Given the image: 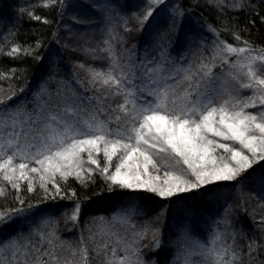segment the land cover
I'll use <instances>...</instances> for the list:
<instances>
[{
    "label": "rangeland",
    "instance_id": "rangeland-1",
    "mask_svg": "<svg viewBox=\"0 0 264 264\" xmlns=\"http://www.w3.org/2000/svg\"><path fill=\"white\" fill-rule=\"evenodd\" d=\"M72 3L76 7L64 10L54 47L48 51L47 60L50 62L48 69L23 94L16 96L18 100L13 102L14 106L8 102L10 95L0 91V130H2L0 131V163H3L8 155L13 156L8 169L0 170V195L12 185L4 178L5 172L15 168L14 178L19 177L18 165L22 162L28 164V168L25 169L27 175L40 180V173L30 172L32 167L40 166L24 148L26 142L23 139H13V135L9 134L14 122L17 127L23 125L26 119L23 113L34 116L36 114L34 109L38 106H43L45 109L42 119L47 118L48 123L40 127L49 129V144L54 143V139H59L62 125L58 124V120H71L82 128L90 125L89 130L93 134H96L97 126H103L107 129L106 139L112 140L128 135L134 136L131 129L133 126L138 127L139 122L133 117L146 105L153 107L159 105L162 114H181L192 107L199 108L207 97H211L213 106L218 109L224 106L229 114L243 111L245 114L256 115L257 122H261L260 114L264 112V103H262L264 92L260 91V88L264 86L248 89L243 85L264 79V61L252 59V57L264 56V53L229 52L226 48L227 44L221 42L217 32L204 20L184 10L178 1L166 0L165 4L156 7L158 14L155 15L153 22L167 23L168 13L179 6L186 14L184 24L190 26L192 33L183 44L174 46L175 52L171 51L173 35L165 31L167 25L161 28L157 25L153 30L149 28L140 52L132 55L129 54L130 47L127 51L124 49L129 56L126 58L128 61L123 63L124 66H121V54L124 50L117 49L118 56H110V52L114 49L112 45L116 46L128 36L126 31L139 35L141 28L143 30V27L148 25L147 23L143 26L139 25L137 17H143L146 9L151 6V0H111V3L120 6L118 8H108L109 0H72ZM129 4H140L143 10H139L138 13L124 12L122 9ZM13 7L14 5L10 3L8 8H0V45L8 35L14 20ZM158 32H164V35L157 36ZM158 40H162L165 44L163 52L156 43ZM59 46L68 51L72 71L76 70L79 76L76 77L71 71L64 73L65 66L61 60L64 54ZM111 55L115 53L111 52ZM146 58L147 62H145ZM120 68L125 70L123 74L119 71ZM249 71L255 72L256 76L249 77ZM206 72L209 75H205ZM118 75L129 76L130 86L119 89L111 79ZM137 76L140 78L137 79ZM179 76L180 79L176 81ZM105 79H109L108 84L103 83ZM151 81L156 83L149 86ZM165 84L167 88L162 87ZM52 117H57V120H53ZM23 126L27 127V125ZM32 127L35 129L37 125ZM213 139L241 148L246 155H249L237 142L223 141L219 137ZM10 141L11 147H9ZM124 142L135 143V140ZM101 148H103L102 142ZM141 148L146 149L151 157L148 175L160 177L161 186H163L162 181L167 178L165 173L175 176L184 175L188 171L182 158L175 156L170 149L167 152H160L159 146L157 149H151L143 144ZM121 154L122 150H119L113 155L111 162L106 160L103 151L94 153L93 157L99 162L100 168L107 164L111 173L119 163ZM215 155L217 158L223 155L228 159V154L223 149H217ZM80 156L82 176L93 172L99 173L97 165L90 163L86 152L81 153ZM142 161L143 157L140 158V162ZM89 169L91 172L88 171ZM185 178L190 177L185 176ZM20 179L18 182L21 181ZM53 179L57 181L65 178H61L57 173ZM237 187L233 191L232 199L229 200L228 216L232 217L242 205L250 209L253 232L259 235L261 244L264 245V223L260 222L264 218V194L259 195L248 186L242 189ZM129 192L134 194L137 191ZM223 192V190L213 192L216 194L214 196L216 202L228 197L226 192ZM141 208L138 200H128L124 205H117L109 217H88L89 221L85 218L84 225L79 227L82 231L77 234L78 236L74 232L78 226L77 215L73 220L74 214H68L62 220V227L56 230L54 227L57 224L54 220L57 211L54 208L34 207L16 212L13 214V222L8 227L0 229L2 258L10 257V246L18 244L29 259H32L33 254L40 255L47 251L49 255L42 257L47 264H63L67 260L68 264H75L80 251L82 256L87 255L90 258L88 261L80 259L78 262L81 264H111V254H107L111 248L115 249L114 263L120 264L129 257L133 248L142 254L144 260L146 258L144 251H149L153 247L154 240L162 230V223L156 219L161 214H155V219H150L153 221L146 227L142 226L140 212L144 208ZM164 212L166 213V210ZM136 215L140 217L136 219ZM208 215L210 216L206 219L205 215L200 219L191 217L194 223L181 220L182 225L181 228H177V236L168 243L172 244V250L179 253H176L179 257L175 258L174 263L179 264L182 261L184 264L228 263L230 254L227 253L226 246L217 245L223 234L218 225L221 218L213 214ZM224 216L227 217V214ZM71 223L72 228H68ZM194 232L202 234L196 237ZM204 236L209 238L200 243L196 241ZM77 240L81 242L80 245ZM33 245L40 250L39 253H35ZM73 251L78 256L74 257ZM117 251H122L124 256H119Z\"/></svg>",
    "mask_w": 264,
    "mask_h": 264
},
{
    "label": "trees",
    "instance_id": "trees-1",
    "mask_svg": "<svg viewBox=\"0 0 264 264\" xmlns=\"http://www.w3.org/2000/svg\"><path fill=\"white\" fill-rule=\"evenodd\" d=\"M176 1L180 3V6L184 10L204 20L217 32L219 39L224 44L231 45L237 49L243 48L244 51L264 53V0ZM10 3L14 5L15 13L13 14L14 20L9 29L10 31L0 45V91L10 95L8 102H11L9 104L14 106L13 102L18 100L16 96L23 94L48 69V65L50 64L47 60L49 58L48 51L54 47L55 36L61 27L65 8L62 4L58 3V0H12L10 2L8 0H0V8H8ZM53 4H56L55 8L52 6ZM122 10L124 12L127 11V13H138L139 10H143V7L140 4H129ZM156 11L157 9L154 11V18L158 14ZM29 13L39 15L42 19L46 18L49 22L42 23L37 21L31 18ZM154 18L147 23L148 25L143 27V30L139 33L140 36L126 31L128 36L116 46L112 45L114 49H111V52L112 54L115 53V55H111L110 52V56L117 57V49H125L127 51L129 47V50H131L129 54L133 55L136 52H140L142 43L148 36H145L148 29L151 28L153 30L157 25L159 28L167 25V23L158 22H155V24L153 22ZM178 27L180 28L178 33L175 29L169 31L173 35V47L171 51H175L176 47L174 46L183 44V41L185 42L186 38L192 33L190 32V26L186 24L182 26L178 25ZM134 36L137 38L136 40ZM13 47H18L20 51L10 57L8 53ZM125 50L121 54V66H124L123 63L128 61L126 58L129 55ZM61 51L64 54H62L63 57L61 59L63 66H65L63 68L64 73L66 74L67 71H71L76 77L79 76L76 70H74L75 72L72 71L73 68L69 61L68 51L64 48H61ZM119 71H122V74L125 72L121 68ZM117 77H121V79L129 78L127 75H118ZM178 78L180 79V76L176 78V81ZM81 81L83 82V80ZM260 174L261 172L258 171L255 175L259 176ZM28 177L29 179H20L21 181L18 182L17 188H13L10 185L6 188L4 194L0 195V213L13 215L21 208L24 210L34 207L54 208L57 211L54 220L55 224H57L54 227L56 230L62 227V220L68 214L78 216V223L76 222L78 226L74 231L77 235L82 231V228L80 230L79 227L84 225L85 218L89 221L88 217H109L115 211L117 205H124L128 200H138L140 206L144 208H141L142 212H140L142 215L141 219L145 220L140 221L142 226L146 227L149 222L153 221L150 219H155V214H161L156 219L162 223V230L156 239L159 238V241H162L163 247L156 253L150 251V249L149 251L145 250L144 255L146 258L144 260L152 257L156 261V264H176L174 261L179 257L177 256L179 253L172 250V244L168 243L177 236V228H181L182 225L181 220L194 223V219L192 218L191 220L193 216L200 219L205 215L206 219L210 216L208 214H213L221 218L218 225L223 234L221 235V239L218 240L217 245L226 246L227 253L230 254L228 256L230 260L226 264H252L253 260H256L257 264H260V261H264V245L261 244L262 240L259 238V235L253 232L250 209L242 205L237 208L232 217L228 216L229 200L232 199L233 191L236 190L237 186L238 189L248 186L250 190L259 193V195L264 194V186L256 183L252 178L244 179L241 177L240 181L237 180V183L230 182L217 185L214 192L223 190L228 197L223 198V201L218 199L219 201L216 202L215 200L217 199L214 198L216 194L193 192L176 195L172 198L160 197L157 194L142 191H137L133 194L128 190H121L117 186L112 185L98 172H93L86 176L83 175L82 180H78L72 176L55 181L63 194L55 196L54 187L51 182H48L46 187H41L40 180ZM29 188L32 190L30 191ZM73 192L75 196L71 195ZM21 200L24 202L22 205L20 204ZM77 206H79V210ZM165 210L166 213L164 212ZM225 214H227V217L224 216ZM139 215H136V219H138ZM223 217L224 222H222ZM72 226L73 224L71 223L68 228H72ZM194 234L196 237H199L202 233L194 232ZM208 238L204 236L203 238L196 239V241L200 243ZM77 242L78 245L81 244L79 240ZM249 244L253 246L251 250L248 248ZM132 250L133 252L129 257L136 251L134 248ZM141 250L143 251V249ZM107 252V254H111V264H119L114 263L113 258L115 255H113L112 248ZM117 253L119 256H124L122 251H117ZM173 254H175V257H173ZM76 256L78 255L74 253V257ZM80 259L88 261L90 258L87 255L82 256L80 251L75 264H81L78 262ZM63 264H68V260ZM179 264H184V262L182 261Z\"/></svg>",
    "mask_w": 264,
    "mask_h": 264
},
{
    "label": "snow or ice",
    "instance_id": "snow-or-ice-1",
    "mask_svg": "<svg viewBox=\"0 0 264 264\" xmlns=\"http://www.w3.org/2000/svg\"><path fill=\"white\" fill-rule=\"evenodd\" d=\"M58 3L62 4L65 10L69 7H76L72 0H58ZM165 3L166 0H151V6L146 9L143 17H137V23L141 26L148 23L154 18L156 7ZM52 6L55 8L56 4ZM118 7L120 6L111 3V0H109L108 8ZM29 15L42 23L49 22L39 15L31 13ZM168 16L169 20L165 31L175 29L178 33L180 30L178 25L182 26L185 23L186 14L182 8L176 6L168 13ZM156 35L162 37L164 32H158ZM156 43L160 51L163 52L164 42L158 40ZM226 48L232 53L244 51L243 48L237 49L231 45H227ZM19 51L18 47H13L8 55L11 57ZM252 59L264 61V56L252 57ZM145 62H147V58ZM133 75L136 74L133 72ZM205 75H209V73L206 72ZM248 75L254 78L256 73L249 71ZM136 78L139 79L140 77L137 76ZM111 79L119 89L127 88L131 84L130 78L120 79L117 77ZM103 83L108 84L109 79L103 80ZM155 83V81H151L149 86ZM258 86H264V79L243 85L244 88L248 89ZM162 87L167 88V85L165 84ZM260 91L264 92V88H260ZM262 103H264V99H262ZM34 111L36 113L34 116L23 113L26 117L23 125H27V127L23 125L17 127L14 122L9 134L13 135V139H23L26 142L24 148L31 154V158L35 160V163L40 166L32 167L30 172L40 173L41 187H46V184L51 182L55 196L63 195L59 185L53 179L57 173L61 178L66 179L74 176L76 179L82 180L81 173L83 169L80 154L83 152L87 153L88 160L92 165H97L100 175L121 190L148 192L165 198L193 192L213 194L217 185L237 181L241 177L244 179L252 178L256 183L264 186V112L260 114L261 122H257L256 115L245 114L243 111L229 114L228 109L224 106L218 109L213 106L211 97L205 98L199 108L192 107L181 114H162L159 111V105L156 107L146 105L133 117L134 120L139 122L138 127L133 126L131 129L134 136L128 135L109 140L106 139L107 129L103 126H97L95 129L96 134H93L89 130L91 129L90 125L82 128L71 120H58V124L62 125L59 139H54V143L49 144V129L40 127V125L46 126L48 123L47 118L42 119L45 109L43 106H38ZM52 119L57 120V117H52ZM32 125H37V127L33 129ZM210 137H219L223 141L237 142L242 146V149L247 150L249 155H246L241 148L232 147L228 143L218 142ZM133 139L135 143L124 142ZM101 142L103 148H101ZM141 144L151 149H157L159 146L160 152H167L170 149L171 153L182 158L188 171L184 175L175 176L165 173L167 178L162 181L163 186H161L160 177L148 175V165L151 163V157L146 149L141 148ZM9 147H11V141ZM54 148L56 150H53ZM217 149H223L228 154V159H225L223 155L217 158L215 155ZM119 150H122L119 163L115 166L114 172L111 173L107 164L100 168L99 162L93 157L94 153L103 151L106 160L111 162L113 155L117 154ZM141 157H143L142 162H140ZM12 159L13 156L8 155L7 159L0 163V170L8 169ZM18 167L20 172L17 178H14L15 168L5 172L4 178L11 182L13 188L18 187L20 178L29 179L25 172L28 164L22 162ZM88 171L91 172V169ZM258 171L261 174L256 176L255 174ZM185 176L190 178H185ZM29 190L32 189L29 188ZM71 195L75 196V193L73 192ZM23 203L21 200L20 204ZM77 209L79 210V206H77ZM23 211V208L17 210L18 213ZM76 218V216L72 217L73 220ZM13 220L14 216L12 214L0 213V229L8 227ZM260 222L264 223V218ZM32 247L35 249V253L40 252L38 248H35V245ZM162 247L161 242L155 239L150 251L156 253ZM252 247L251 244L248 245L249 250ZM10 250L11 256L4 259L2 258V249H0V264H47V261L42 259L43 256L49 255L47 251L40 255L33 254L32 259H29L18 244H12ZM113 255H115V249H113ZM120 264H156V261L152 257L143 260L142 254L137 250L131 257H126L121 261ZM252 264H257L256 260H253ZM260 264H264V261H260Z\"/></svg>",
    "mask_w": 264,
    "mask_h": 264
}]
</instances>
